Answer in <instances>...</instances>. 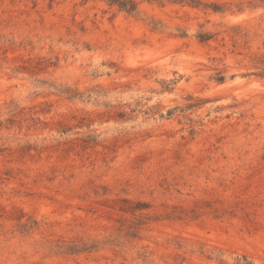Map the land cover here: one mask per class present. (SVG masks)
<instances>
[{
    "label": "rangeland",
    "instance_id": "obj_1",
    "mask_svg": "<svg viewBox=\"0 0 264 264\" xmlns=\"http://www.w3.org/2000/svg\"><path fill=\"white\" fill-rule=\"evenodd\" d=\"M194 1L0 0V264H264V0Z\"/></svg>",
    "mask_w": 264,
    "mask_h": 264
},
{
    "label": "trees",
    "instance_id": "obj_2",
    "mask_svg": "<svg viewBox=\"0 0 264 264\" xmlns=\"http://www.w3.org/2000/svg\"><path fill=\"white\" fill-rule=\"evenodd\" d=\"M110 6L117 7L120 11H123L127 14H134L137 11V4L134 0H103ZM197 1L189 0V4L194 5ZM201 41H206L208 38L206 35L199 37ZM256 77L264 79V68L261 69L258 73L254 74ZM222 80V79H219Z\"/></svg>",
    "mask_w": 264,
    "mask_h": 264
}]
</instances>
